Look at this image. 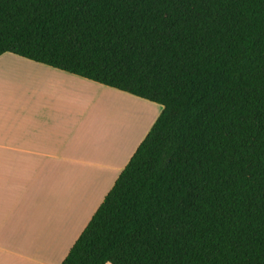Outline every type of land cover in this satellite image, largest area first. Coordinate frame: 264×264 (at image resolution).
<instances>
[{"label": "trees", "instance_id": "16d2710c", "mask_svg": "<svg viewBox=\"0 0 264 264\" xmlns=\"http://www.w3.org/2000/svg\"><path fill=\"white\" fill-rule=\"evenodd\" d=\"M3 52L162 106L60 264H264V0H0Z\"/></svg>", "mask_w": 264, "mask_h": 264}, {"label": "crops", "instance_id": "0c3cea01", "mask_svg": "<svg viewBox=\"0 0 264 264\" xmlns=\"http://www.w3.org/2000/svg\"><path fill=\"white\" fill-rule=\"evenodd\" d=\"M118 93L140 98L0 54V264L66 256L162 109L118 142V119L108 132L99 113L102 96Z\"/></svg>", "mask_w": 264, "mask_h": 264}, {"label": "rangeland", "instance_id": "374dc122", "mask_svg": "<svg viewBox=\"0 0 264 264\" xmlns=\"http://www.w3.org/2000/svg\"><path fill=\"white\" fill-rule=\"evenodd\" d=\"M118 94H120L118 95L119 97L114 98L113 95L108 100L107 97L109 96H102L100 99L101 108L99 113L101 115V124H104L101 128L108 130V132L110 130L108 124L111 123L109 116H111V119H118V126L121 128L118 127L120 137H118L117 141L119 142L121 140L124 142L126 139L133 137L134 132L140 125V131L137 138L139 137V135L144 131V129L141 128L144 115L146 114L144 122H146L145 125H147L149 121H152L153 117L159 113L158 111L160 105L140 98L136 99V97H129L122 93ZM122 108L123 110H121ZM95 109L98 111L97 108ZM93 111L94 109L92 112ZM120 112L123 113V115Z\"/></svg>", "mask_w": 264, "mask_h": 264}, {"label": "bare ground", "instance_id": "6f19581e", "mask_svg": "<svg viewBox=\"0 0 264 264\" xmlns=\"http://www.w3.org/2000/svg\"><path fill=\"white\" fill-rule=\"evenodd\" d=\"M118 102H119V101H118ZM125 104H126V103H125ZM118 110H119V109H118ZM121 110H123V108H122ZM121 110H120V111H121ZM120 113H121V112H120ZM121 114L123 115V113H121Z\"/></svg>", "mask_w": 264, "mask_h": 264}]
</instances>
